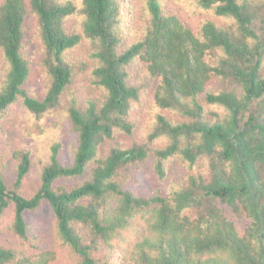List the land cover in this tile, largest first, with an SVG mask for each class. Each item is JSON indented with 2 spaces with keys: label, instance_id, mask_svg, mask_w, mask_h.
<instances>
[{
  "label": "trees",
  "instance_id": "1",
  "mask_svg": "<svg viewBox=\"0 0 264 264\" xmlns=\"http://www.w3.org/2000/svg\"><path fill=\"white\" fill-rule=\"evenodd\" d=\"M176 1L211 15L194 31L165 0H0V119L18 105L28 136L55 115L75 133L28 191L13 151L0 264H53L26 220L43 204L72 264H264V0Z\"/></svg>",
  "mask_w": 264,
  "mask_h": 264
},
{
  "label": "rangeland",
  "instance_id": "2",
  "mask_svg": "<svg viewBox=\"0 0 264 264\" xmlns=\"http://www.w3.org/2000/svg\"><path fill=\"white\" fill-rule=\"evenodd\" d=\"M187 3H178L176 0H165V5H167L168 8L180 15L183 21H185L194 31H197L200 21L211 14L210 12L191 6L190 4H192V2L190 4ZM25 23L29 32L35 28L36 23L32 16H28ZM37 45L38 42L31 43L28 51L32 50ZM38 78H40V75H38ZM217 82V80L213 79V81H211V87L215 86ZM35 83L36 81L31 84L33 85ZM36 84L39 89V83ZM21 114V107L14 105L7 114L0 119V174L9 183L10 180L14 178L15 172L13 151L17 148L29 149L31 151L32 166L30 173L23 179L21 187L23 191H28L31 187H36L39 183L41 166L46 158L47 150L50 145L52 143L61 142V148L59 150L60 158H69L72 143L75 141V133L70 129L68 124L61 122L60 120L57 121L58 115H55L46 118L45 124L49 129L42 136H28L20 129V125L25 121V118L22 119L23 117ZM149 121V119H145L141 125L137 124L131 134L118 132L116 140L122 146H128L132 141L140 142V134L143 132L145 125L147 126ZM50 127L55 129H50ZM30 131V133H34L36 130L31 128ZM104 149L105 147L103 150ZM81 178V176H78L75 178H67L62 181L66 183H75ZM137 178L136 185L141 188H147L154 182L153 175L147 174L146 168L137 175ZM11 215L12 209L9 207L4 214L0 216V244L17 242L10 236V234L3 230V227L10 222ZM26 220L29 223L31 231L36 233L39 237L41 247L51 248L55 251L56 258L53 264H72L73 257L56 238L55 229L53 228L52 213L48 206L43 204L38 210L27 212Z\"/></svg>",
  "mask_w": 264,
  "mask_h": 264
}]
</instances>
